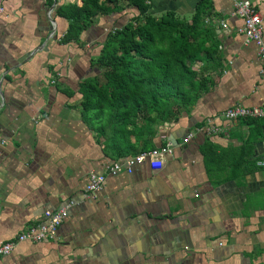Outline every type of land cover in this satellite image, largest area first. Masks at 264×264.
Instances as JSON below:
<instances>
[{
  "label": "crops",
  "instance_id": "crops-1",
  "mask_svg": "<svg viewBox=\"0 0 264 264\" xmlns=\"http://www.w3.org/2000/svg\"><path fill=\"white\" fill-rule=\"evenodd\" d=\"M198 1L150 0L155 13L172 9L187 18ZM249 1L264 39V0ZM82 4L3 2L0 243L42 222L45 210L72 206L53 238L22 241L0 264H264V167L257 165L264 120L223 117L230 107L264 105V63L237 32L243 22L232 1L208 0L220 57L203 71L208 87L190 110L153 131L155 147L173 145L162 167L152 171L145 161L130 174L106 175L103 189L90 195L87 175L106 174L105 165L138 154L149 132L142 130L140 141L130 136L122 152L112 153L83 115L79 85L100 74L103 44L131 8L118 0L116 14L98 13L77 40L64 42L69 22L57 11ZM212 121L218 132L199 129ZM207 142L215 149L211 172L202 152ZM255 161L257 169L246 173Z\"/></svg>",
  "mask_w": 264,
  "mask_h": 264
},
{
  "label": "trees",
  "instance_id": "trees-1",
  "mask_svg": "<svg viewBox=\"0 0 264 264\" xmlns=\"http://www.w3.org/2000/svg\"><path fill=\"white\" fill-rule=\"evenodd\" d=\"M124 1L131 14L108 34L96 59L100 74L79 85L80 106L112 153L116 148L122 152L130 136L140 141L141 131L147 130L149 135L136 150L140 153L157 148L153 131L179 120L207 89L209 79L202 74L208 63L219 59V40L215 26L205 22L208 0H199L189 18L172 9L155 13L150 0ZM118 11V0L60 6L58 14L69 22L63 41L77 40L98 13ZM202 152L211 172L215 149L207 142ZM244 154L250 158L251 148ZM255 169L256 161L245 172Z\"/></svg>",
  "mask_w": 264,
  "mask_h": 264
},
{
  "label": "built area",
  "instance_id": "built-area-1",
  "mask_svg": "<svg viewBox=\"0 0 264 264\" xmlns=\"http://www.w3.org/2000/svg\"><path fill=\"white\" fill-rule=\"evenodd\" d=\"M0 0V14L4 11L3 2ZM233 3V12L242 20V25L237 27V32L244 38L245 44H253L257 48V55L261 62L264 63V39L262 30L261 16L255 11L252 3L249 0H231ZM210 19L206 18L205 22ZM221 26L227 27L225 21H220ZM223 117L228 122H237L240 120H264V105L258 107H230L223 113ZM207 134L216 133L219 131L214 122H207L204 126L199 128ZM192 134L187 135L184 140H188ZM172 143L168 142L165 145L154 149L140 152L136 155L124 158L120 162H114L105 165L106 174H99L91 171L87 175V184L84 189L85 195L94 194L103 189L106 175H117L121 171L128 174L132 171L135 165H139L145 161L152 171L159 170L167 153L171 152ZM259 167H264V157L257 161ZM72 204H66L56 211H44V220L39 223H32L27 226L14 239L0 243V256L9 254L14 247L22 241L40 242L46 238H53L61 226L67 219L69 210Z\"/></svg>",
  "mask_w": 264,
  "mask_h": 264
},
{
  "label": "water",
  "instance_id": "water-1",
  "mask_svg": "<svg viewBox=\"0 0 264 264\" xmlns=\"http://www.w3.org/2000/svg\"><path fill=\"white\" fill-rule=\"evenodd\" d=\"M263 146V143H259V144H257L256 145V149L258 150V151H261V147ZM262 153V152H261ZM260 153V154H261Z\"/></svg>",
  "mask_w": 264,
  "mask_h": 264
}]
</instances>
